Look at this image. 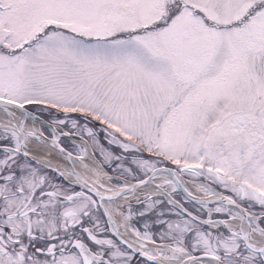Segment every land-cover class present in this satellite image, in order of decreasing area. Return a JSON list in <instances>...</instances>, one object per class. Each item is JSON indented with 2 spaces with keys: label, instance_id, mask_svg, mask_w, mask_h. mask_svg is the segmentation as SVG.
<instances>
[{
  "label": "snow or ice",
  "instance_id": "obj_1",
  "mask_svg": "<svg viewBox=\"0 0 264 264\" xmlns=\"http://www.w3.org/2000/svg\"><path fill=\"white\" fill-rule=\"evenodd\" d=\"M0 264H264V0H0Z\"/></svg>",
  "mask_w": 264,
  "mask_h": 264
}]
</instances>
